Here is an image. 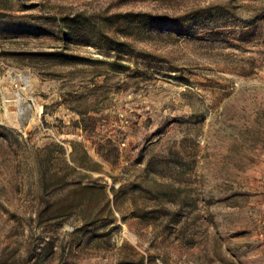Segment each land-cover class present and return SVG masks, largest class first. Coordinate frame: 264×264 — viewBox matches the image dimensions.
<instances>
[{
    "label": "rangeland",
    "instance_id": "1",
    "mask_svg": "<svg viewBox=\"0 0 264 264\" xmlns=\"http://www.w3.org/2000/svg\"><path fill=\"white\" fill-rule=\"evenodd\" d=\"M0 264H264V0H0Z\"/></svg>",
    "mask_w": 264,
    "mask_h": 264
}]
</instances>
